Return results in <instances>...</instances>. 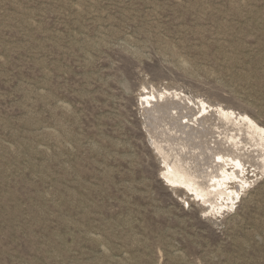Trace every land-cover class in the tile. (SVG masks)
<instances>
[{
    "label": "rangeland",
    "instance_id": "1",
    "mask_svg": "<svg viewBox=\"0 0 264 264\" xmlns=\"http://www.w3.org/2000/svg\"><path fill=\"white\" fill-rule=\"evenodd\" d=\"M0 264H264V0H0Z\"/></svg>",
    "mask_w": 264,
    "mask_h": 264
},
{
    "label": "bare ground",
    "instance_id": "2",
    "mask_svg": "<svg viewBox=\"0 0 264 264\" xmlns=\"http://www.w3.org/2000/svg\"><path fill=\"white\" fill-rule=\"evenodd\" d=\"M184 65H185V63H184ZM64 109V108H63ZM206 119V118H205ZM205 119H203V121L205 120ZM234 163H235V165L236 166H239V165H241V163H242V160L240 159V158H232L231 159ZM171 172H172V174L174 175V176H176V177H178V178H182V179H184V184L185 185H188V186H194L195 188H197V192H199L201 195H202V189H199V187L198 186H196L197 185V183L196 182H194L193 180H191V179H187V178H185V175H189V173H187V171H185L184 169H181V167H180V165L177 167V166H175V167H171ZM223 172V171H222ZM225 174H226V172H225ZM170 175V174H169ZM173 176V177H174ZM223 176H224V174H223ZM227 176V175H226ZM225 176V177H226ZM170 177V176H169ZM225 177H223V178H225ZM171 178V177H170ZM227 178H229V177H227ZM219 185V184H218ZM199 189V190H198ZM198 193V194H199ZM199 194V195H200ZM197 196V195H196ZM205 196V195H204Z\"/></svg>",
    "mask_w": 264,
    "mask_h": 264
}]
</instances>
